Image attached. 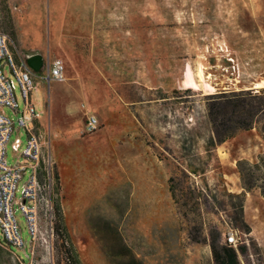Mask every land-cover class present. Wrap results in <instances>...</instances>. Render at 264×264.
Here are the masks:
<instances>
[{
    "label": "rangeland",
    "instance_id": "374dc122",
    "mask_svg": "<svg viewBox=\"0 0 264 264\" xmlns=\"http://www.w3.org/2000/svg\"><path fill=\"white\" fill-rule=\"evenodd\" d=\"M134 4L143 13L129 15L128 24L144 28L145 43L153 26L159 27L158 56L150 44L135 45L140 33L135 29L127 46L88 45L86 38L75 35L69 21L64 22L63 7L70 8L71 0H0V30L21 55L40 52L45 61H63L65 79L35 76L31 101L51 135L53 201L59 204L81 262L214 264L210 231H219L223 242L229 227L241 230L236 220L241 192L235 187V150L251 137L263 149L264 110L255 116L254 129L235 131L230 124L227 131L233 134L217 142L209 119L210 107L217 101L203 93L204 86L223 79L213 94L233 97L231 92L240 90H223L226 81H237V74L239 81L264 75V0ZM167 25L172 27L169 40ZM211 38L241 44L243 55L238 65L232 64L234 73L228 74L231 70L220 61L230 46L225 41L224 46H210ZM208 52L215 60L212 74L203 58ZM5 72L11 75L8 68ZM16 95L22 110L19 89ZM229 110L227 106L225 111ZM4 111L17 123L19 113ZM87 113L99 121L90 133L84 131ZM17 127L7 143L10 164L17 160L11 146L14 139L20 138L21 147L26 140L25 130ZM170 177L197 194L200 212L188 210L190 220L171 195ZM259 213L264 215V203ZM17 215L23 222L19 211ZM47 225L42 214L39 237L28 258L23 259L16 247L0 244V264H59L58 235L50 236ZM23 235L27 239L26 231ZM242 237L240 244L247 249L238 252L239 264H264L257 242L245 232Z\"/></svg>",
    "mask_w": 264,
    "mask_h": 264
},
{
    "label": "built area",
    "instance_id": "2783aa9c",
    "mask_svg": "<svg viewBox=\"0 0 264 264\" xmlns=\"http://www.w3.org/2000/svg\"><path fill=\"white\" fill-rule=\"evenodd\" d=\"M34 54L36 53L21 55L14 51L9 35L0 30V229L4 243L10 248L21 250L23 259L32 254V244L39 237L41 215L44 214L47 219L50 236L53 234L55 217L52 191L55 159L50 132L40 125L41 112L35 111L31 101L34 78L41 70L42 79H65L61 59L43 61L41 67L34 70L27 63V58ZM6 68L11 75L6 74ZM17 89L24 101L22 110H19ZM5 108L19 113L17 123L5 113ZM15 124L18 125V130H25L26 140L21 147L20 138L14 139L11 146L17 153V160L10 164L6 149ZM98 125V118L87 113L84 131L90 133ZM18 211L23 222L19 220ZM24 231L27 239L24 238ZM242 235L243 232L237 227H229L224 232V240L236 248L239 243L244 242Z\"/></svg>",
    "mask_w": 264,
    "mask_h": 264
},
{
    "label": "crops",
    "instance_id": "0c3cea01",
    "mask_svg": "<svg viewBox=\"0 0 264 264\" xmlns=\"http://www.w3.org/2000/svg\"><path fill=\"white\" fill-rule=\"evenodd\" d=\"M134 3H137V0H71L70 8L67 6L63 7V13L65 14L64 22L68 23L69 21L72 24L74 32L76 33L77 31L75 35L80 39L86 38L90 46H127L130 38L128 35L132 29H135L136 32H140L139 34L137 33V37H135V45L144 46L145 44H150L153 47V55L158 56L160 54L159 46L161 44L158 33L159 27L153 26L152 36L148 39L147 43H145L144 40L146 37H144V32L142 33L144 28H132V26L128 24L129 15L143 13V9H138L139 7ZM68 15H71V20H68ZM140 19H144L142 15ZM166 30V39L169 40L172 27L167 25ZM221 41L227 42L231 48L230 51H226L227 57L221 55L220 61L223 67L228 66V69L231 70L228 74H232L234 73L232 64L235 63V65H238L241 62V56L243 55V51L239 49L241 44L235 40L230 42L226 38H211V43L209 44L210 46H224V43ZM262 43L264 44L263 41ZM34 53L40 54L42 60L45 61V57L40 52ZM212 56L213 55L208 52V54L206 53L203 57L205 59V68L210 69L207 73L214 72V70L211 69V67L215 65V63H213L215 60H213ZM217 66L219 67L220 65L217 64ZM207 73H204L203 76H206ZM41 74H43V71L40 70L36 76L42 79L40 77ZM233 76L235 75L233 74ZM259 76L264 78V75L259 73L253 75L251 79H241V81H239L237 74V81H233L229 84H227L226 81V84L222 85L221 88H223V90L233 88L254 91L255 89L250 87V84ZM216 80L223 82V79L217 78ZM220 81L219 83L213 81L215 89L216 87L218 88V84H222ZM39 123L43 127L42 116L39 119ZM252 129H254V126L249 128V130ZM254 140L257 141L255 137H251L246 145L240 146L235 150V162H237L238 159H247L251 162L257 160L258 155L263 152L264 147L262 149L261 143L257 144ZM235 187L237 188V192H242L244 190L238 170L235 171ZM261 203H264V196L260 194L258 189L252 192L246 191L243 205V217L245 222L250 226L249 235L257 242L260 252L264 255V215L259 213V206Z\"/></svg>",
    "mask_w": 264,
    "mask_h": 264
},
{
    "label": "trees",
    "instance_id": "16d2710c",
    "mask_svg": "<svg viewBox=\"0 0 264 264\" xmlns=\"http://www.w3.org/2000/svg\"><path fill=\"white\" fill-rule=\"evenodd\" d=\"M233 97L226 95V92L213 94L217 102L213 103L209 111V119L213 127L215 139L217 142H223L233 134V130L227 131L230 124L237 129H249L255 124V116L259 111L264 110V88L254 92L252 90L234 91ZM230 106L229 112L225 108ZM264 138V124L260 127ZM237 170L244 190L237 195L239 201L237 207L236 220L241 226V230L247 234L250 232V226L243 217V205L246 191L252 192L258 189L264 196V150L257 157L256 161L247 159H238L236 162ZM174 177L169 178V190L177 203H179L183 216L189 217L188 210L193 213L200 212V201L197 200V194L190 188L189 191L181 182H176ZM180 192L179 194L177 192ZM179 196V197H178ZM235 207V205H234ZM54 209L57 217L53 221V232L58 235L59 264H83L74 243L71 240L67 227L64 223L60 207L57 201L54 202ZM221 233L212 230L209 233V245L211 248L214 264H239L238 252H246V246L240 243L237 247L220 241ZM198 242V239H194ZM4 239L0 237V244L3 245ZM0 245V251L3 248Z\"/></svg>",
    "mask_w": 264,
    "mask_h": 264
},
{
    "label": "bare ground",
    "instance_id": "6f19581e",
    "mask_svg": "<svg viewBox=\"0 0 264 264\" xmlns=\"http://www.w3.org/2000/svg\"><path fill=\"white\" fill-rule=\"evenodd\" d=\"M231 83V81L228 80L227 84ZM248 83V82H247ZM243 84V83H242ZM246 84V83H245ZM214 83L208 81L205 86H204V94H212L214 93ZM250 87H252L253 89H255V91H258L259 88H263L264 87V78H262L261 76H259L255 81L251 82ZM193 88H199L198 86H193Z\"/></svg>",
    "mask_w": 264,
    "mask_h": 264
},
{
    "label": "water",
    "instance_id": "95a60500",
    "mask_svg": "<svg viewBox=\"0 0 264 264\" xmlns=\"http://www.w3.org/2000/svg\"><path fill=\"white\" fill-rule=\"evenodd\" d=\"M27 63L34 70H38L43 63L42 56L40 54H34L27 58Z\"/></svg>",
    "mask_w": 264,
    "mask_h": 264
}]
</instances>
